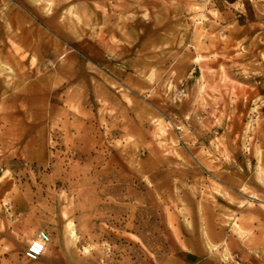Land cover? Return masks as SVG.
<instances>
[{"label": "rangeland", "instance_id": "374dc122", "mask_svg": "<svg viewBox=\"0 0 264 264\" xmlns=\"http://www.w3.org/2000/svg\"><path fill=\"white\" fill-rule=\"evenodd\" d=\"M7 4L0 264H264V0Z\"/></svg>", "mask_w": 264, "mask_h": 264}, {"label": "built area", "instance_id": "2783aa9c", "mask_svg": "<svg viewBox=\"0 0 264 264\" xmlns=\"http://www.w3.org/2000/svg\"><path fill=\"white\" fill-rule=\"evenodd\" d=\"M50 237L46 231H39L33 241L27 247L25 257L35 262L46 251L48 244L50 243Z\"/></svg>", "mask_w": 264, "mask_h": 264}, {"label": "crops", "instance_id": "0c3cea01", "mask_svg": "<svg viewBox=\"0 0 264 264\" xmlns=\"http://www.w3.org/2000/svg\"><path fill=\"white\" fill-rule=\"evenodd\" d=\"M7 2L8 0H0V12L4 11L7 8L6 7V5H8ZM0 27H1V24H0ZM0 38H2L1 29H0ZM192 264H222V263L217 262L216 260L212 258L205 257V258H202V260L193 261Z\"/></svg>", "mask_w": 264, "mask_h": 264}]
</instances>
